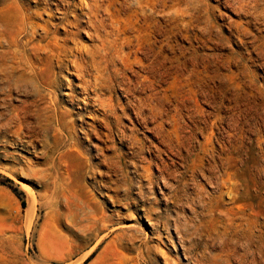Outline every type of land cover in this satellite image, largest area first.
<instances>
[{"label": "rangeland", "instance_id": "374dc122", "mask_svg": "<svg viewBox=\"0 0 264 264\" xmlns=\"http://www.w3.org/2000/svg\"><path fill=\"white\" fill-rule=\"evenodd\" d=\"M52 1L0 0V9L6 3L11 2V4L15 2L20 6L23 5L26 8L25 11H33L31 9L35 8L36 10L34 9L33 12L36 11V15L31 19L33 22L35 20L37 22L34 24L37 25L36 33L37 31L38 33L35 36L38 38L33 36V42L44 44L54 35L60 36L63 30L55 31L53 29V25L57 21L54 17H50L51 14H48L51 13L50 10L41 12L44 11L42 10L43 4H52ZM130 1L132 4L136 2V0H115L111 3L118 4L122 10L119 14L122 23L129 24L131 10L139 9L135 5L137 3L132 6ZM145 1L143 0V6L146 11L139 10V15H143V20L152 18L163 20L165 15L161 9L162 6L153 8V4H146ZM243 1L240 3V0H167L168 6L170 4L169 9L171 7V10L177 7V9L188 8L191 14H188L189 12L186 13L187 15L185 14L184 22H188L185 33L170 36V39L167 40L169 42V48L167 47L166 50L169 55L167 63L172 67H169L170 70H168L170 77H168L167 84L166 113L156 116V118H148L146 121L148 123H140L136 119L134 110L128 106L127 114L123 115L121 110V107L126 106V102L130 98V95L127 96L129 92L123 88L126 80L130 77L133 79L134 76L131 75V72L136 71L140 76L148 75L147 69H141L140 65L126 71L125 75L130 74V77L126 76L125 80L124 78L118 79L111 90L99 89L100 91L97 92L99 94L96 96L92 89L84 91L85 88L79 85L81 80L74 74L73 69L60 70L54 63L52 64L55 61H51L49 67L42 64L44 76L55 85L53 87L47 86V84L41 86L43 87L41 89L47 90L45 92L41 90L42 98L31 93L30 86L27 88L25 84L20 87L12 86L14 89L11 87L12 89L9 91L8 84L0 81V103L2 102L0 125L7 121L11 109L15 111L17 107V110L26 108L22 105L24 101L38 99L41 105L37 107H44V104L50 101L52 96V99L59 103V108L63 111V113H59L60 117L55 115L51 118L52 122L43 113L40 118L45 122L42 120V127L37 130V134L36 129L33 132V128L28 127L29 124L20 129L22 138L25 137L24 139L28 140L24 144L16 141V137H14L15 125L10 126L9 131L5 129L0 135L6 137V140H0V264H153L154 262L155 264H168V262H172V259H174L172 264H222L223 261L226 264L227 259L230 261L227 264H264V17H261L264 16L262 15L264 14V5L262 6L263 10L261 9L264 1L256 0L254 5L252 0H247L248 3L246 0L245 3ZM89 2L91 3L90 0H87V3ZM107 3L109 4L108 0ZM129 4L132 9L128 7ZM241 4L245 6H241ZM175 6L177 7L175 8ZM194 6L198 7L195 16L191 10ZM188 9L186 10L188 11ZM258 11H260L259 19H257ZM253 12L257 14L253 15ZM39 13H43L41 14L43 16ZM0 15L3 17L4 12L0 11ZM51 20L54 23H49L52 22ZM44 21L49 22L47 24ZM44 24L50 31L48 35L41 37L44 34V31H41ZM127 34H131V32ZM162 37L165 39V35L157 36L158 39ZM176 38L177 40H175ZM78 39L81 41L83 39L85 43L87 41H90L91 44L98 43L86 33H81ZM31 46L32 44H29L28 47ZM182 46L183 48H181ZM179 53L180 55H178ZM138 56L143 58V54ZM143 60L147 61L146 58ZM156 83V87L154 86L153 89L146 87L147 89H141L137 94L140 96L144 93L149 94L154 89L159 94L161 84L159 81ZM72 84L73 86H71ZM14 90L17 92L15 93ZM108 92L113 95L110 96ZM97 96L100 98L98 99ZM110 97L119 103L114 116L107 113L104 105L111 101ZM44 98L46 101L43 100ZM31 109H35V107ZM143 113L148 115V109L144 108ZM29 119H27L29 123L34 121V116L31 115ZM162 120L165 122L162 123ZM50 122L58 125L60 129L56 128L55 124L52 126ZM106 122L109 123L108 126ZM156 122L160 124L157 125ZM65 127H68V130ZM10 130L12 131L10 132ZM83 131L91 134L97 131L103 134L108 132L110 135H114L112 137L115 142L103 143L94 138L84 141ZM122 131L124 133L127 131V134L130 133L138 137L137 143L139 144L141 141V144L134 145L126 140L128 138L120 141L119 137ZM12 135L14 138H11ZM77 140H81L83 145L87 146V154L83 152L82 155H79L74 151V148L72 149V145ZM13 141L16 142L13 143ZM33 143L35 146L32 145ZM108 143L111 144L108 145ZM50 144L51 146H49ZM170 144L171 146H169ZM95 145L108 147L104 149L105 151L102 148L98 151ZM144 148L147 150L145 151ZM141 152L143 155L139 154ZM103 153L105 157L107 156L106 159L102 156ZM156 155L157 158H155ZM151 157L152 159H150ZM95 162L97 163L95 164ZM225 164L230 165L227 169L230 174H226ZM158 165L167 171L164 172L166 176L170 174L168 179L166 178V186L159 174ZM143 166L149 167V173H152L155 180L153 184H150L146 178L137 175V172L144 171ZM217 176L221 177L219 184L215 182ZM131 179H134L133 185L129 186ZM159 179L161 180L159 181ZM120 181H122L121 184H119ZM140 181L144 185H140ZM117 182H119V186ZM112 185H115L114 189L111 188ZM10 186L23 192L22 197H19ZM236 186L237 188H235ZM75 206L81 207L76 208ZM101 216L106 220L107 225L105 224L104 227ZM155 216H158L157 219ZM147 217H152L153 223H150ZM75 218L76 220L82 218V222L80 220L75 222ZM96 219L100 220V223ZM175 223L179 230L183 228L184 231H175ZM131 224L135 228H132ZM227 226L229 227L227 228ZM129 227L132 229L123 231ZM121 231L123 232L121 233ZM180 233L183 235H178ZM189 234L190 236H188ZM181 239H184L186 244ZM188 243L195 244H190V246ZM207 243L208 245H206ZM184 250L185 252H183ZM219 252L223 253L219 254ZM160 253L161 255H159ZM210 253L214 254L208 258ZM195 255L199 257L198 260ZM215 255L219 257L217 258ZM243 255L246 256L243 257ZM227 256L228 258H226ZM253 256L255 260H252ZM57 257L59 258L57 259ZM219 258L223 261L219 262ZM208 260H211L209 261L211 263H207Z\"/></svg>", "mask_w": 264, "mask_h": 264}, {"label": "bare ground", "instance_id": "6f19581e", "mask_svg": "<svg viewBox=\"0 0 264 264\" xmlns=\"http://www.w3.org/2000/svg\"><path fill=\"white\" fill-rule=\"evenodd\" d=\"M41 1V0H40ZM44 1V0H43ZM91 3H87V0L84 1V0H80V1H64V0H53L52 4H43L44 6H42V10L44 11H41V12H45L47 10H50L51 13H48V14H51L50 17H54L56 19V23L53 25V29L55 31H58V30H62V34L60 36L58 35H54V37H52L48 42L44 43V44H40V43H37V42H33L34 38L33 36H35L36 33V30L37 29V25L34 24L36 22H33L32 21V17L35 14L34 9H31L33 11H25L26 8L20 4H11V3H6V5L2 7L1 5V9L0 11L4 12V16L2 17L0 15V81H4L8 84V88H9V91L13 88L12 86H15V87H20L22 85H26V88L28 86H30V92L33 93V94H37L39 95L40 98L43 97V92L41 90V86H45L47 84V86H50V87H53L55 86L54 85V82L52 81H48L46 79V77L44 76L43 74V68L42 67V64H45L46 67H49L51 66V61H55V62H52V64L54 63L55 66L57 68H59L60 70L61 69H67V70H70V69H73L74 71V74H76L81 82L79 83V85L81 87L84 86V91H86L87 89L91 91H93V93H95L94 95H98L97 92H99L100 90L99 89H110L115 85V83H117L118 79L120 78H127L126 76H129V75H125L126 74V71H130V69H132L133 67L135 66H138L140 65L141 69L144 68L145 70L147 69V74L148 75H142L140 76L139 73H137L136 71H132L131 75H133L135 77H133V79H128L126 80L127 82L125 83V86H124V90H126L127 92H129V94L127 96H129L130 98H128V101L126 102V106L124 107H121V110H122V114L125 115L127 114L126 113V109H127V106L132 108L134 110V113L136 115V119L142 123V122H145V123H148L146 122L148 118L150 117H155L156 116H159V115H162L164 113H166V100H167V84H168V77H170V75L168 74V70L169 67L171 68L172 66L169 65L168 62V59H169V55L168 53H166V50H167V47L169 46V42L167 41L168 39H170V36H176L178 34H182L184 31H186V28H187V23L184 22V18H185V14L187 12H189L188 14H191L190 12V9L188 8H182V9H177L178 7L175 6L176 9H172L171 8L169 9V6L167 4V0H150V1H145L146 4H153V8L156 7V6H162V11H163V14L165 15V17L163 18V20H159V19H155V18H152L150 20H146L144 21L142 16L139 15V10H145V7L143 6V0H136L135 4L133 2V4L136 5L137 10L135 9H132V6H134L132 4V1L131 4L128 5V7H130L131 12H130V21L128 22L129 24H126V23H122L121 19L119 18V14L120 12L122 11L120 9V7L118 6V4H111L113 2H115V0H108L109 4L107 3L106 4V1L107 0H90ZM126 1V0H125ZM182 1V0H181ZM226 1V0H225ZM235 1V0H234ZM239 1V0H238ZM242 0H240V3ZM247 1V0H246ZM249 1V0H248ZM247 1V3H248ZM253 1V5L254 3L256 4V0H252ZM255 1V2H254ZM262 2L264 0H261ZM2 2V1H1ZM21 2V1H20ZM39 2V1H38ZM37 2V3H38ZM144 2V3H145ZM224 2V1H223ZM230 2V1H229ZM232 2V1H231ZM245 3V0L243 1ZM251 2V1H250ZM258 2V1H257ZM260 2V1H259ZM27 3V2H26ZM40 3V2H39ZM47 3V2H46ZM118 3V2H117ZM195 3V2H194ZM228 3V1H227ZM233 3V2H232ZM237 3V2H236ZM235 3V4H236ZM239 3V2H238ZM173 4V3H172ZM183 4V3H181ZM190 4V3H189ZM231 5V3H229ZM260 4V3H259ZM262 4V3H261ZM260 4V5H261ZM38 5V4H36ZM127 5V4H126ZM195 5V4H194ZM197 5V4H196ZM244 5V4H243ZM241 4V6H243ZM252 6V4H250ZM264 4L261 5V9L263 10L262 6ZM174 6V5H173ZM237 6V5H236ZM240 6V8H241ZM245 6V5H244ZM248 6V5H246ZM258 6V5H257ZM256 6V7H257ZM38 7V6H37ZM123 7V6H122ZM125 7V5H124ZM233 7V6H232ZM250 7V6H249ZM248 7V9H250ZM264 7V6H263ZM191 8V7H190ZM235 8V7H234ZM244 7H242L243 9ZM247 8V7H246ZM253 8V7H251ZM38 9V8H37ZM147 9V8H146ZM156 9V8H155ZM188 9V11L186 10ZM198 7L197 6H194L192 10V14L195 16L196 13L198 12ZM238 9V8H236ZM241 9V10H242ZM255 9V8H254ZM253 9V11H254ZM260 9V8H258ZM36 10V9H35ZM40 10V9H39ZM38 10V11H39ZM128 10V9H127ZM152 10V9H151ZM157 10V9H156ZM239 10V9H238ZM244 10V9H243ZM242 10V11H243ZM247 10V9H245ZM261 10V11H262ZM49 11V12H50ZM161 11V12H162ZM240 11V10H239ZM48 12V11H47ZM150 12V11H149ZM200 12V10H199ZM246 12V11H245ZM249 12V11H248ZM257 12V11H256ZM255 12V14H257ZM259 12L258 11V18H260V15H259ZM159 13V12H158ZM251 13V11H250ZM249 13V14H250ZM40 14V13H39ZM43 14V13H41ZM40 14V15H41ZM143 14V13H142ZM246 14V13H245ZM247 14V15H249ZM254 12H253V15H255ZM147 15V14H146ZM187 15V14H186ZM192 15V16H193ZM252 15V16H253ZM264 15V14H262ZM39 15H37L38 17ZM43 16V15H41ZM40 16V17H41ZM193 16V17H194ZM261 17H264V16H261ZM32 18V19H31ZM39 18V17H38ZM41 19V18H40ZM38 20V19H37ZM40 21V20H39ZM52 22H49V23H54L53 20H51ZM33 22V24H32ZM46 21H44L45 23ZM48 22H46L48 24ZM37 23V22H36ZM41 23V22H39ZM43 23V22H42ZM192 24V23H191ZM43 25V24H42ZM50 25V24H49ZM46 25L44 24V26H40L43 30L41 31H44V34L41 36H46L48 35V32L50 31L49 29H47V26L45 27ZM46 28V29H45ZM52 29V30H53ZM243 30H245L244 28H242ZM242 31V30H240ZM130 33L131 34H127V33ZM238 32V30H237ZM246 32V31H245ZM52 33V32H51ZM60 33V32H59ZM81 33H86L87 35H89L91 37V39L94 41H98V43H95L93 42L92 44L89 43L88 41V44H86L83 39L82 41L79 40V36L81 35ZM185 33V32H184ZM183 33V34H184ZM165 35V39H163V37L160 39L157 38L158 35ZM182 34V35H183ZM51 35V34H50ZM181 35V36H182ZM243 35V34H242ZM241 35V36H242ZM37 37V36H35ZM38 38V37H37ZM47 38V37H46ZM172 38V37H171ZM175 38V37H174ZM198 38V37H197ZM49 39V38H48ZM173 39V38H172ZM171 39V40H172ZM177 40V38L175 39ZM47 41V40H45ZM173 41V40H172ZM42 42V41H40ZM174 42V41H173ZM177 42V41H176ZM70 43V44H69ZM29 44H32V46L29 48ZM181 45V44H180ZM178 47V46H176ZM169 48V47H168ZM179 48V47H178ZM183 48V46L181 47ZM185 48V47H184ZM171 49V48H170ZM173 49V48H172ZM179 50V49H178ZM172 51V50H171ZM174 51V50H173ZM181 51V50H179ZM184 51V50H183ZM182 52V51H181ZM171 53V52H170ZM175 53H178V52H175ZM174 53V54H175ZM139 54H143V58H146L147 61L143 60V58L141 59L140 56H138ZM180 55V53L178 54ZM178 58H180L179 56H177ZM182 57V55H181ZM173 61V59L171 60V62ZM170 62V63H171ZM169 66H168V65ZM185 66V65H184ZM53 68V67H51ZM139 70V68H137ZM143 69V71H144ZM137 70V71H138ZM179 70V69H178ZM62 72V71H61ZM64 72V71H63ZM62 72V73H63ZM140 72V71H139ZM146 72V71H145ZM170 73V72H169ZM65 74V73H64ZM62 74V75H64ZM142 74V73H140ZM61 75V76H62ZM169 75V76H168ZM60 76V74H59ZM198 77V76H197ZM200 77V76H199ZM57 78H58V75H57ZM62 79V78H61ZM60 79V80H61ZM121 82V80H119ZM156 81H159V83L161 84L159 87H161V91L159 92H156L155 89L153 91H151V93H144V94H147V95H138L137 92L141 91V89L145 90L146 87H151L152 89L154 88V86L156 87L155 84ZM124 82V81H123ZM72 83V82H70ZM122 83V82H121ZM4 85V84H3ZM77 85V84H76ZM1 86V84H0ZM61 86V85H59ZM73 86V84L71 85ZM70 86V87H71ZM120 86H123V85H120ZM12 87V88H11ZM73 88V87H72ZM117 88V87H116ZM14 89V88H13ZM71 89V88H70ZM83 89V88H82ZM120 89V88H119ZM147 89V88H146ZM55 90V89H54ZM72 90V89H71ZM99 90V91H98ZM106 90V91H107ZM25 91V90H24ZM23 91V92H24ZM44 92L47 91V90H43ZM84 91L82 90V93H84ZM102 91V90H101ZM7 92V91H6ZM15 92V90H14ZM17 92V91H16ZM15 92V93H16ZM51 92V91H50ZM49 92V93H50ZM104 93V91H102ZM147 92V90H146ZM3 93V92H2ZM9 93V92H7ZM101 93V92H100ZM106 93V92H105ZM109 93V92H108ZM111 93V92H110ZM110 96H112L113 94H110ZM6 94V93H5ZM22 94V93H21ZM24 94V93H23ZM29 94V93H28ZM63 94V93H62ZM91 94V93H90ZM20 95V94H19ZM30 95V94H29ZM45 95V94H44ZM103 95V94H102ZM102 95H99L102 97ZM11 96V95H10ZM31 96V95H30ZM29 96V97H30ZM48 96V94H47ZM90 96V95H89ZM92 95V97H95ZM99 96L98 99L100 98ZM8 97V96H7ZM21 97V95H20ZM23 97V96H22ZM49 97H50V94H49ZM76 97V96H75ZM96 97V98H97ZM3 98V97H2ZM10 98V97H9ZM31 98V97H30ZM33 98V97H32ZM38 98V97H37ZM53 97L51 96V100L48 101L46 104H44V107H37L38 105H41L39 102H38V99L35 101V100H32V101H24V104L23 107H26V108H23L22 110H17L15 109V111H13V109H11L12 111L10 112V115L9 117L7 118V121L3 122L2 125H0V135H2V132L5 130V129H8L10 126H13L15 125V129L13 130L15 135L14 137H16V141H18L19 143H26L28 142V140H25L24 138H22V136L20 135L21 133L19 132L20 129H23L25 127L26 124H29L28 127H31L33 128V132L34 130L36 129V134H37V130H39L41 127H42V123L43 121L41 120V115H47L48 117V120H50L51 118H53L55 115H59V113H63V111H61V109L59 108V103L52 99ZM108 98V97H107ZM112 97H110L111 99ZM6 98H4L5 100ZM24 99V98H23ZM28 99V98H27ZM48 99V98H47ZM50 99V98H49ZM104 99V98H103ZM126 99V98H125ZM7 100V99H6ZM10 100V99H9ZM15 100V99H14ZM42 100V99H41ZM45 100V98L43 99ZM85 100V99H84ZM96 100V99H95ZM101 100V99H100ZM107 100V99H106ZM109 100V99H108ZM127 100V99H126ZM11 101V100H10ZM23 101V100H22ZM46 101V100H45ZM74 102V99L72 100ZM168 101V100H167ZM89 102V101H88ZM93 102V101H92ZM99 102V100H98ZM97 102V103H98ZM11 103V102H10ZM14 103V102H13ZM12 103V104H13ZM20 103V102H19ZM43 103V102H42ZM45 103V102H44ZM94 103V102H93ZM104 103V102H103ZM168 103V102H167ZM2 104V102L0 103V105ZM8 104V103H6ZM16 104V103H15ZM14 104V105H15ZM92 104V103H91ZM100 104V103H99ZM117 104L119 105V103L117 101H115L114 99H111V101H108L107 103H105V107H106V111L107 113H110V115H115V109L117 107ZM30 105V106H29ZM93 105V104H92ZM103 105V104H102ZM6 106V105H5ZM28 106V107H27ZM3 107V106H2ZM10 108V106H8ZM7 107V108H8ZM34 108L35 109H31V108ZM37 107V108H36ZM62 107V106H60ZM65 107V106H64ZM144 108H147L148 109V112L149 114L148 115H145L143 113V109ZM104 109V108H103ZM9 110V109H8ZM30 110V111H29ZM132 110V111H133ZM8 113V112H7ZM81 113V112H80ZM1 114V113H0ZM4 114V113H3ZM9 114V113H8ZM78 114V113H77ZM189 114V113H188ZM31 115L34 116V121H30V123L28 122L29 120V117H31ZM166 115V114H165ZM168 115V114H167ZM1 116V115H0ZM79 116V114H78ZM177 116V115H176ZM3 117V116H2ZM1 117V118H2ZM7 117V115H6ZM43 118H45V116H42ZM111 117V116H110ZM117 117V116H116ZM119 117V116H118ZM163 117V116H162ZM166 117V116H165ZM172 117V116H171ZM175 117V116H174ZM5 118V117H4ZM56 118V117H55ZM102 118V117H101ZM158 118V117H157ZM160 118V117H159ZM164 118V117H163ZM29 119V120H27ZM82 119V118H81ZM107 119V118H105ZM161 119V118H160ZM166 119V118H164ZM163 119V120H164ZM1 120V119H0ZM48 120L46 121V123L48 124ZM52 120V119H51ZM50 120V121H51ZM57 120V119H55ZM73 120V119H72ZM75 120V119H74ZM104 120V119H103ZM158 120V119H157ZM162 120V123L165 122ZM113 121V120H112ZM151 121V120H150ZM154 121V120H153ZM167 121V120H166ZM214 121V120H213ZM34 125H33V123ZM45 122V121H44ZM52 122V121H51ZM50 122V124H52ZM116 122V121H115ZM114 122V123H115ZM152 122V121H151ZM160 122V121H159ZM158 122V123H159ZM1 123V122H0ZM65 123V122H64ZM72 123V122H71ZM107 123V122H106ZM157 123V122H156ZM157 123V125H158ZM161 123V122H160ZM159 123V124H160ZM45 124V123H44ZM45 124V125H47ZM55 124V123H53ZM52 124V126H53ZM67 124V123H66ZM74 124V123H73ZM109 123H107V126H108ZM111 124V122H110ZM56 125V124H55ZM54 125V127H55ZM70 125V124H69ZM68 125V126H69ZM78 125V124H77ZM87 125V124H86ZM86 125H83V126H86ZM115 125V124H114ZM194 125V124H193ZM58 128L59 126L56 125ZM82 126V127H83ZM112 126V125H111ZM198 126V125H197ZM3 127V128H2ZM50 127V126H49ZM63 127V126H62ZM76 127V126H75ZM155 127V126H154ZM160 127V126H159ZM66 128V127H65ZM68 128V127H67ZM66 128V129H67ZM86 129V127H84ZM90 129V127H88ZM87 128V130H89ZM13 129V128H12ZM60 129V127H59ZM63 130V128H61ZM111 129V128H110ZM164 129V128H162ZM166 129V128H165ZM68 130V129H67ZM100 130V129H99ZM213 130V129H212ZM9 131V129H8ZM12 130H10L11 132ZM22 131V130H21ZM31 131V130H30ZM28 131V132H30ZM60 131V130H59ZM93 131V129H92ZM124 131V129H123ZM121 132L120 133V137H119V140L121 141L122 139H125V138H128L126 140H129L132 144H138V137L132 135V134H127L125 131L124 132ZM156 131V130H155ZM7 132V131H6ZM25 134H26V131H24ZM23 132V133H24ZM42 132V131H41ZM40 132V133H41ZM55 132V131H53ZM58 132V131H57ZM162 132V131H161ZM212 132V131H211ZM214 132V131H213ZM216 132V131H215ZM39 133V135H40ZM61 133V132H60ZM84 133V131L82 132ZM182 133V132H181ZM28 134V133H27ZM78 134V133H77ZM112 134V133H111ZM179 134V133H178ZM11 135V134H10ZM31 135V134H30ZM55 135V133H54ZM63 135V133H62ZM61 135V137H62ZM67 135V133H66ZM75 135V134H74ZM113 135V134H112ZM112 135H110V133H100V132H96V133H84V141L85 140H89V139H96L98 141H101L103 143L105 142H110V141H114L113 140V137ZM221 135V134H220ZM24 136V135H23ZM26 136V135H25ZM32 136V135H31ZM65 136V135H63ZM76 136V135H75ZM79 136V135H78ZM81 136V135H80ZM114 136V135H113ZM164 136V135H163ZM168 136V135H167ZM171 136V135H170ZM177 136V135H176ZM214 136V135H213ZM2 137V136H0ZM13 135L11 138H14ZM36 137V136H35ZM38 137V136H37ZM56 137V136H55ZM180 137V136H179ZM189 137V136H188ZM212 137V136H211ZM39 138V137H38ZM37 138V139H38ZM71 138V136H70ZM185 138V137H184ZM209 138V137H207ZM218 138V137H217ZM3 139V140H6V137H2L0 138V140ZM34 139V138H33ZM41 139V138H40ZM39 139V140H40ZM58 139V138H57ZM68 139V138H67ZM159 139V138H158ZM166 139V138H165ZM182 139V138H180ZM211 139V138H209ZM213 139V137H212ZM10 140V139H9ZM32 140V139H31ZM30 140V141H31ZM71 140V139H70ZM118 140V141H119ZM15 141V142H16ZM30 141H29V145H30ZM34 141V140H33ZM47 141V140H46ZM164 141V140H163ZM212 141V140H211ZM1 142V141H0ZM13 141V143H15ZM49 142V141H48ZM115 142V141H114ZM161 142V141H160ZM168 142V140L166 141V143ZM36 143V142H34ZM32 144L35 146V144ZM54 143V141H53ZM170 143V141H169ZM183 143V142H182ZM5 144V143H4ZM9 144V143H8ZM48 144V143H47ZM52 144V142H51ZM51 144L49 146H51ZM55 144V143H54ZM111 144V143H108V145ZM115 144V143H114ZM141 144V141L140 143ZM138 144V145H139ZM163 144V142H162ZM168 144V143H167ZM133 145V146H134ZM155 145V144H154ZM18 146V145H17ZM57 146V145H56ZM72 149L74 148V151L76 153H78L79 155L83 152L86 153L87 151V146L86 145H83L82 141L81 140H77L73 145H72ZM84 146V147H83ZM97 147V150H104L105 148H107L108 146H103V147H99L97 145H95ZM117 146V145H116ZM148 146H151V145H148ZM160 146V145H159ZM165 146V145H164ZM171 146V144L169 145ZM174 146V145H173ZM190 146V145H189ZM22 147V145H21ZM53 147V146H52ZM67 147V146H66ZM70 147V146H69ZM135 147V146H134ZM161 147V146H160ZM166 147V146H165ZM168 147V146H167ZM202 147V145H201ZM227 147V146H226ZM137 148V147H136ZM156 148V147H155ZM153 148V149H155ZM163 148V147H162ZM172 149V147H170ZM67 149V148H66ZM143 149V148H142ZM169 149V147H168ZM201 149V148H200ZM52 150V148H51ZM71 150V149H70ZM85 150V151H83ZM98 150V151H99ZM145 150V148H144ZM147 150V148H146ZM145 150V151H146ZM55 151V150H54ZM105 151V150H104ZM142 151V150H141ZM149 151V150H148ZM154 151V150H152ZM163 151V150H162ZM171 151V150H170ZM173 151V150H172ZM45 152V151H44ZM90 152V151H89ZM144 152V151H143ZM228 152V151H227ZM230 152V151H229ZM228 152V153H229ZM101 153V152H100ZM138 153V151H137ZM156 153V152H155ZM167 153V152H166ZM173 153V152H172ZM87 154V153H86ZM99 154V153H98ZM104 154V153H103ZM102 156L106 159L105 157V154ZM139 154H142L139 153ZM163 154V153H162ZM161 154V155H162ZM78 155V156H79ZM82 155V154H81ZM91 155V154H90ZM143 155V154H142ZM145 155V153H144ZM97 156V155H96ZM100 156V155H99ZM137 156V155H136ZM155 156V154H154ZM159 156V155H158ZM210 156V155H209ZM85 157V156H84ZM92 157V156H91ZM90 157V159H91ZM114 157V156H113ZM134 157V156H133ZM88 158V157H87ZM101 158V157H100ZM148 158V157H147ZM157 158V155L156 157ZM216 158V157H215ZM84 159V158H83ZM90 159L88 160L90 162ZM115 159V158H114ZM145 159V158H144ZM152 159V157L150 158ZM161 159V158H160ZM164 159V158H163ZM210 159V158H209ZM85 160V159H84ZM108 160V159H107ZM211 160V159H210ZM80 161V159H79ZM78 161V163H79ZM86 161V162H88ZM106 161V160H105ZM109 161V160H108ZM159 161V160H158ZM103 162V161H102ZM148 162V161H147ZM161 162V161H160ZM97 162H95L96 164ZM101 163V162H100ZM114 163V162H113ZM142 163H145L147 164L146 162H142ZM150 163V162H149ZM224 163V161H223ZM87 165V163H85ZM106 164V163H105ZM143 164V165H145ZM152 164V163H151ZM162 164V163H161ZM200 164V163H199ZM214 164V163H213ZM228 164V163H227ZM227 164H225V169H226V174H230V171H227V169L230 167V165L228 166ZM99 165V164H98ZM113 166V164H110ZM108 165V166H110ZM164 165V164H162ZM202 165V164H201ZM91 166V165H90ZM136 166V165H135ZM147 166V165H146ZM149 166V165H148ZM157 166V165H156ZM159 166V165H158ZM232 166V165H231ZM95 167V166H94ZM100 167V166H99ZM115 167V166H114ZM113 167V168H114ZM117 167V166H116ZM150 167V166H149ZM148 167V168H149ZM153 167V166H151ZM166 167V166H165ZM205 167V166H204ZM203 167V168H204ZM218 167H220L218 165ZM223 167V166H222ZM96 168V167H95ZM141 168V167H140ZM147 167L143 166V169L144 171L142 172H137V175L141 178H146L148 180V182L150 184H153L155 182L154 180V176L152 175V173H149V170H148ZM158 170H159V174H161L162 176V179L164 181V186H166V180L168 179L167 177L170 176L169 175H165L164 172H167L164 167L162 166H159L157 167ZM77 169V168H76ZM112 169V167H111ZM171 169V168H170ZM218 169V168H217ZM137 170V169H136ZM142 170V169H140ZM147 170H148V173H147ZM91 171V170H90ZM93 171V170H92ZM111 171V170H110ZM153 171V170H152ZM151 171V172H152ZM233 171V170H232ZM239 171V170H238ZM7 172V171H6ZM94 172V171H93ZM99 172V171H98ZM109 172V170H108ZM114 172V171H113ZM154 172V171H153ZM199 172V171H198ZM207 172V171H206ZM223 172V170H222ZM124 173V172H123ZM128 173V172H127ZM135 173V172H134ZM104 174V173H103ZM102 174V175H103ZM154 174V173H153ZM216 174V173H215ZM232 174V173H231ZM136 175V173H135ZM236 175V174H235ZM121 176V175H120ZM132 176V175H131ZM166 176V177H165ZM224 176V175H223ZM232 177V176H231ZM111 179H113L112 177H110ZM117 178V177H116ZM119 178V177H118ZM117 178V179H118ZM137 178V177H136ZM140 178V180H141ZM167 178V179H166ZM226 178H227V175H226ZM124 179V177H123ZM127 179V177L125 178V180ZM158 179V178H157ZM209 179V178H208ZM235 179V178H233ZM134 180V179H133ZM132 179L129 180V186L133 185L132 184ZM137 180V179H136ZM161 179H159L160 181ZM221 180V177H218L217 176V179H216V183L219 184V181ZM119 181V180H117ZM162 181V182H163ZM211 181V180H209ZM122 181L117 182V185L118 183L121 184ZM141 182V181H140ZM158 182V181H157ZM156 182V183H157ZM226 182V181H225ZM102 183H105V182H102ZM124 183V182H123ZM223 183V182H222ZM247 183V182H246ZM140 185L142 184L139 183ZM161 184V183H160ZM226 184V183H225ZM229 184V183H228ZM227 184V185H228ZM104 185V184H103ZM125 185V184H123ZM128 185V184H127ZM135 185V184H134ZM139 185V186H140ZM144 185V184H142ZM236 185V184H235ZM259 185V184H257ZM256 185V186H257ZM107 186V185H106ZM113 186V185H112ZM115 186V185H114ZM114 186L111 187L114 189ZM119 186V185H118ZM122 186V185H121ZM151 186V185H150ZM156 186V185H155ZM159 186V185H158ZM161 186V185H160ZM218 186V185H216ZM231 186V185H230ZM239 186V185H238ZM134 187V186H133ZM138 187V185H137ZM174 187V186H173ZM219 187V186H218ZM258 187V186H257ZM148 188V187H147ZM147 188H146V191H147ZM223 188V187H222ZM237 188V186L235 187ZM239 188V187H238ZM247 188V187H246ZM149 189V188H148ZM163 189V188H161ZM172 189V188H171ZM175 189V187L173 188ZM225 189V188H224ZM240 189V188H239ZM239 189H237V191H239ZM242 189V187H241ZM249 189V187H248ZM123 190V189H122ZM128 190V189H127ZM133 190V188H132ZM222 190V189H221ZM121 191V190H120ZM130 191V190H129ZM142 191V190H141ZM145 191V190H144ZM143 191V192H144ZM150 191V190H149ZM152 191V189H151ZM248 191V190H247ZM139 192V191H137ZM146 193V192H145ZM149 193V192H148ZM147 193V194H148ZM164 193V192H163ZM128 194V193H127ZM150 194V193H149ZM239 194V193H238ZM123 195V194H122ZM142 195V194H140ZM164 195V194H163ZM167 195V194H166ZM143 196V195H142ZM146 196V195H145ZM152 196V195H151ZM169 196V195H168ZM167 196V197H168ZM237 196V195H236ZM132 197V196H131ZM140 197V196H139ZM147 197V196H146ZM162 197V196H161ZM114 198V197H113ZM238 198V197H237ZM139 199V198H138ZM146 199V198H145ZM150 199V198H149ZM121 200V198H120ZM127 200V199H126ZM137 200V199H136ZM130 201V200H129ZM143 201V200H142ZM166 201H168L166 199ZM172 201V200H171ZM236 201V200H235ZM233 201V202H235ZM133 202V201H132ZM137 202V201H136ZM144 202V201H143ZM237 202V201H236ZM239 202V201H238ZM130 203V202H129ZM139 204V203H138ZM145 204V202H144ZM132 205V204H131ZM136 205V204H135ZM143 206V205H142ZM260 206V205H258ZM76 207V206H75ZM81 207V206H80ZM79 206H77L76 208H80ZM32 208V207H30ZM143 208L146 209L145 206H143ZM75 209V208H74ZM84 209V208H83ZM149 209V208H147ZM154 209V208H153ZM159 209V208H157ZM32 210V209H31ZM30 210V211H31ZM156 210V209H155ZM146 211V210H145ZM179 211V210H178ZM149 212V211H148ZM154 212V211H152ZM156 212V211H155ZM174 212V211H173ZM182 212V211H181ZM76 213V212H75ZM77 214V213H76ZM81 214V213H80ZM95 214V213H94ZM159 214V213H158ZM168 215V214H167ZM182 215V214H181ZM78 216V215H77ZM76 216V217H77ZM161 216V215H160ZM94 217V216H93ZM102 217V216H101ZM100 217V218H101ZM153 217V216H152ZM151 217V218H152ZM156 217V216H155ZM158 217V216H157ZM156 217V219H157ZM95 218V217H94ZM97 218V217H96ZM99 218V219H100ZM150 217H147V219L149 220L150 223H153V220H151ZM179 218V217H178ZM91 219V218H90ZM166 219V218H165ZM180 219V218H179ZM77 220H82V218L80 219H77ZM76 218H75V222L77 221ZM94 220V219H93ZM97 220V219H96ZM98 221V220H97ZM100 221V220H99ZM98 221V222H99ZM101 221L103 222V227L105 226L106 224V220L104 217L101 218ZM156 221V220H154ZM174 221V219H173ZM172 221V222H173ZM184 221V220H183ZM78 222V221H77ZM82 222V221H81ZM97 222V224H98ZM176 222V221H175ZM229 222V221H228ZM80 223V222H79ZM96 223V222H94ZM100 223V222H99ZM179 223V222H178ZM184 223V222H183ZM186 223H188L186 221ZM77 224V223H76ZM83 224V223H82ZM92 224H93V221H92ZM75 225V224H74ZM107 225V224H106ZM132 225V224H131ZM129 225V226H131ZM153 225V224H152ZM180 225V224H179ZM182 225V224H181ZM186 225V224H185ZM184 225V226H185ZM188 225V224H187ZM78 226V225H77ZM84 226V225H83ZM88 226V225H87ZM96 226V225H95ZM102 226V224H101ZM156 226V225H155ZM189 226V225H188ZM125 227V226H123ZM154 227V226H153ZM170 226L168 225V228ZM181 227V226H180ZM187 227V226H186ZM229 226H227L228 228ZM96 228V227H95ZM99 228V227H97ZM132 228H135L133 227L132 225ZM131 227L129 228H126V229H123V231H129L132 229ZM226 228V229H227ZM75 229V228H74ZM83 229V228H82ZM94 229V228H93ZM121 229V230H122ZM164 229V228H163ZM174 229L175 231H180V230H183V228H181L179 230V227L178 225L175 223L174 225ZM85 230V228L83 229ZM82 230V231H83ZM92 230V229H91ZM103 230V229H102ZM136 230V229H135ZM190 230V229H189ZM74 231V230H73ZM101 231V230H100ZM121 231V233L123 232ZM137 231V230H136ZM171 231V230H170ZM177 231V232H178ZM184 231V230H183ZM187 231V230H186ZM228 231V230H227ZM91 232V231H90ZM134 232V231H132ZM167 232V231H166ZM169 232V230H168ZM167 232V233H168ZM86 234V232H84ZM89 233V232H88ZM94 233V232H92ZM97 233H98V230H97ZM131 233V232H129ZM166 233V234H167ZM183 233V232H182ZM182 233L178 234V235H181ZM187 233V232H185ZM193 233V232H192ZM77 234V233H76ZM119 234V233H118ZM125 234V233H124ZM132 234V233H131ZM130 234V235H131ZM171 234V233H170ZM191 234V233H190ZM190 234L188 236H190ZM227 234V232H226ZM81 235V234H80ZM136 235V234H135ZM138 235V234H137ZM177 235V236H178ZM183 235V234H182ZM186 235V234H185ZM79 236V235H78ZM97 236V235H96ZM123 236V235H122ZM141 236V235H140ZM143 236V235H142ZM159 236V235H158ZM94 237V236H93ZM115 237V236H114ZM125 237V236H124ZM157 237V236H156ZM171 237V236H170ZM181 237V236H179ZM185 237V236H184ZM187 237V236H186ZM228 237V236H227ZM117 238V237H116ZM120 238V237H119ZM128 238V237H127ZM136 240H137V237H135ZM141 238V237H140ZM139 238V239H140ZM148 238V237H147ZM152 238V237H151ZM189 238V237H188ZM192 238V237H191ZM235 238V237H234ZM90 239V238H88ZM129 239H131V237H129ZM142 239V238H141ZM161 239V238H160ZM159 239V240H160ZM169 239V238H168ZM225 239V238H224ZM82 240V238H81ZM85 240V239H84ZM91 240V239H90ZM114 240V239H113ZM112 240V241H113ZM119 240V239H118ZM124 240V239H123ZM135 240V241H136ZM145 240V239H144ZM147 240V239H146ZM149 240V239H148ZM152 240V239H150ZM182 241H184V239H181ZM180 240V241H181ZM89 241V240H87ZM131 241V240H129ZM141 241V240H140ZM173 241V240H172ZM179 241V240H178ZM188 241V239H187ZM195 241V240H194ZM82 242V241H80ZM123 242V241H122ZM125 242V241H124ZM128 242V241H127ZM137 242V241H136ZM133 241V243H136ZM175 242V240H174ZM185 242V241H184ZM193 242V241H191ZM226 242V241H225ZM115 243V242H114ZM118 243V242H116ZM172 243V242H171ZM84 244V243H83ZM130 245V243H128ZM143 244V243H142ZM146 244V243H144ZM176 244V243H175ZM186 244V242L184 243ZM191 243H188V245H190ZM192 244H195V243H192ZM191 244V245H192ZM229 244V243H228ZM118 245V244H117ZM132 245V244H131ZM136 245V244H135ZM134 245V246H135ZM139 245V244H138ZM147 245H150V244H147ZM190 245V246H191ZM208 245V243L206 244ZM205 245V246H206ZM210 245V244H209ZM123 246V245H122ZM126 246V245H125ZM137 246V245H136ZM135 246V247H136ZM151 246V245H150ZM186 246V245H185ZM184 246V247H185ZM204 246V247H205ZM228 246V245H227ZM133 247V245L131 246ZM178 247V246H177ZM211 247V246H210ZM226 247V246H225ZM78 248V247H77ZM80 248V247H79ZM126 248V247H125ZM129 248V246H128ZM141 248V247H140ZM147 248V247H146ZM151 248V247H150ZM149 248V249H150ZM188 248V246H187ZM192 248V247H191ZM134 249V248H133ZM136 249V248H135ZM185 249V248H184ZM208 249V248H207ZM206 249V250H207ZM210 249V248H209ZM223 249V248H222ZM228 249V248H227ZM211 250V249H210ZM209 250V251H210ZM228 250H232V249H228ZM261 250V249H260ZM56 251V250H55ZM55 251H52V252H55ZM75 251H77L75 249ZM74 251V252H75ZM222 251V250H221ZM220 251V252H221ZM227 251V250H226ZM44 252V251H43ZM57 252V251H56ZM73 252V254H74ZM185 252V250L183 251ZM219 254H222L223 252H225L223 250L222 253ZM229 252V251H228ZM46 253V252H45ZM166 253V252H165ZM196 253V252H195ZM201 253V252H200ZM212 253V252H211ZM208 256V258L213 254H211ZM216 253V252H215ZM245 253V252H244ZM53 254V253H52ZM164 254V253H163ZM168 254V253H167ZM189 254V253H188ZM218 254V252L216 253ZM230 254V253H229ZM228 254V255H229ZM243 254V253H242ZM48 255V254H47ZM161 255V253L159 254ZM171 255V254H170ZM185 255V254H184ZM187 255V253H186ZM197 255V253H196ZM195 255V256H196ZM201 255H203V253H201ZM200 255V256H201ZM226 255V254H224ZM231 255V254H230ZM53 256V255H51ZM168 256V255H167ZM177 256V255H176ZM175 256V257H176ZM189 256V255H188ZM222 255H220L221 257ZM242 256V255H241ZM246 256V255H245ZM243 255V257H245ZM49 257H50V254H49ZM62 259L63 257L60 256ZM197 257V256H196ZM202 257V256H201ZM207 257V256H206ZM215 257H217V255H215ZM219 257V256H218ZM217 257V258H218ZM55 258V256H54ZM59 257H57L58 259ZM166 258V257H165ZM223 258V256H222ZM228 258V256L226 257ZM230 258V256H229ZM254 258V256H253ZM65 259V258H64ZM199 259V257H197V260ZM202 259V258H201ZM212 259V258H211ZM225 259V258H224ZM61 260V259H60ZM153 260V259H152ZM173 260L172 259V262L171 264L173 263ZM179 260V259H178ZM191 260V259H190ZM205 260V258H204ZM203 260V261H204ZM226 260V259H225ZM251 260V259H250ZM252 260H255L252 259ZM166 261V260H165ZM201 261V260H200ZM211 261V260H208L207 263ZM220 258H219V262H220ZM223 261V260H222ZM221 261V262H222ZM170 262H168V264H170ZM176 262V261H175ZM181 262V261H180ZM193 262V260H192ZM196 262V261H195ZM227 262H230L228 259H227ZM227 262L225 261V263L227 264ZM157 263V262H156ZM159 263V262H158ZM188 263V261H187ZM190 263V261H189ZM203 263V262H202ZM211 263V262H209ZM215 263V262H214ZM155 264V262L153 263ZM177 264V263H176ZM195 264V263H194ZM198 264V263H197ZM219 264V263H218ZM222 264H224V261L222 262ZM232 264V263H231Z\"/></svg>", "mask_w": 264, "mask_h": 264}, {"label": "trees", "instance_id": "16d2710c", "mask_svg": "<svg viewBox=\"0 0 264 264\" xmlns=\"http://www.w3.org/2000/svg\"><path fill=\"white\" fill-rule=\"evenodd\" d=\"M10 185V184H9ZM13 191L19 196V197H22L23 195V192L19 191L16 187H13V186H10Z\"/></svg>", "mask_w": 264, "mask_h": 264}]
</instances>
